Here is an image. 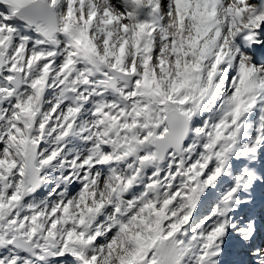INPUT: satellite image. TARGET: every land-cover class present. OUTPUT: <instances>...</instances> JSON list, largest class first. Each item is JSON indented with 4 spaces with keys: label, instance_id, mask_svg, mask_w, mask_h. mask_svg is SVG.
I'll use <instances>...</instances> for the list:
<instances>
[{
    "label": "snow or ice",
    "instance_id": "6c2138e0",
    "mask_svg": "<svg viewBox=\"0 0 264 264\" xmlns=\"http://www.w3.org/2000/svg\"><path fill=\"white\" fill-rule=\"evenodd\" d=\"M0 264H264V0H0Z\"/></svg>",
    "mask_w": 264,
    "mask_h": 264
}]
</instances>
